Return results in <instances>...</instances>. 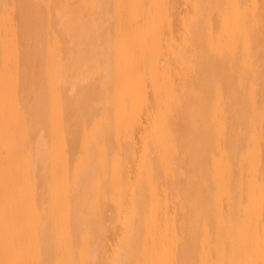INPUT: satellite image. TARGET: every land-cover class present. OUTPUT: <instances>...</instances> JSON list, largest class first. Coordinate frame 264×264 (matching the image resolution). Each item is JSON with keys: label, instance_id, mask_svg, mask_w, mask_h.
Segmentation results:
<instances>
[{"label": "bare ground", "instance_id": "6f19581e", "mask_svg": "<svg viewBox=\"0 0 264 264\" xmlns=\"http://www.w3.org/2000/svg\"><path fill=\"white\" fill-rule=\"evenodd\" d=\"M0 264H264V0H0Z\"/></svg>", "mask_w": 264, "mask_h": 264}]
</instances>
